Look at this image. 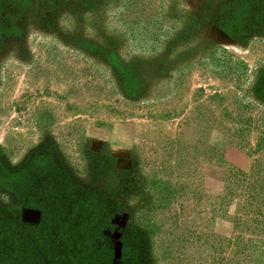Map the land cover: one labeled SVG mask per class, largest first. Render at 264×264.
Wrapping results in <instances>:
<instances>
[{"label": "rangeland", "instance_id": "obj_1", "mask_svg": "<svg viewBox=\"0 0 264 264\" xmlns=\"http://www.w3.org/2000/svg\"><path fill=\"white\" fill-rule=\"evenodd\" d=\"M25 170L0 264H264V0H0Z\"/></svg>", "mask_w": 264, "mask_h": 264}, {"label": "trees", "instance_id": "obj_2", "mask_svg": "<svg viewBox=\"0 0 264 264\" xmlns=\"http://www.w3.org/2000/svg\"><path fill=\"white\" fill-rule=\"evenodd\" d=\"M46 160H47V163H48L49 158H47V156L44 155V154L40 155V156H35L32 159L35 167H38L39 164L42 165V163L44 161H46ZM25 171H22V173H19V172L12 173V172H9V171L6 172L4 177L2 179H0V186L2 187L6 182H12L13 183L14 181H18L20 179V177H21V179L24 178L26 180L29 177V175L33 173V172L31 173L30 170H25Z\"/></svg>", "mask_w": 264, "mask_h": 264}]
</instances>
